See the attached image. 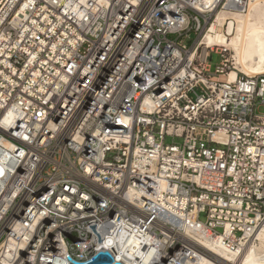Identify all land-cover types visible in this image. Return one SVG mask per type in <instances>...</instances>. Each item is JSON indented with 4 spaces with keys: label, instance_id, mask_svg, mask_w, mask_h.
Listing matches in <instances>:
<instances>
[{
    "label": "built area",
    "instance_id": "1",
    "mask_svg": "<svg viewBox=\"0 0 264 264\" xmlns=\"http://www.w3.org/2000/svg\"><path fill=\"white\" fill-rule=\"evenodd\" d=\"M255 3L0 0V264H203L204 239L257 242L264 73L204 42Z\"/></svg>",
    "mask_w": 264,
    "mask_h": 264
},
{
    "label": "bare ground",
    "instance_id": "2",
    "mask_svg": "<svg viewBox=\"0 0 264 264\" xmlns=\"http://www.w3.org/2000/svg\"><path fill=\"white\" fill-rule=\"evenodd\" d=\"M204 42L229 49L241 73H264V3L252 4L245 14L219 12ZM235 78L236 72L232 71L229 80ZM256 236L258 243L241 242L233 250L222 238L202 240V248L213 256V261L206 259L203 264H264V228Z\"/></svg>",
    "mask_w": 264,
    "mask_h": 264
},
{
    "label": "water",
    "instance_id": "3",
    "mask_svg": "<svg viewBox=\"0 0 264 264\" xmlns=\"http://www.w3.org/2000/svg\"><path fill=\"white\" fill-rule=\"evenodd\" d=\"M111 261V255L108 252L101 251L93 255L88 262L82 264H109Z\"/></svg>",
    "mask_w": 264,
    "mask_h": 264
},
{
    "label": "rangeland",
    "instance_id": "4",
    "mask_svg": "<svg viewBox=\"0 0 264 264\" xmlns=\"http://www.w3.org/2000/svg\"><path fill=\"white\" fill-rule=\"evenodd\" d=\"M219 62V58L218 57H214V59H213V66L215 65V64H217ZM258 112L259 113H264V106L263 107H260L259 109H258ZM168 142H170V140H168ZM259 241L257 240V242H255V243H258Z\"/></svg>",
    "mask_w": 264,
    "mask_h": 264
}]
</instances>
